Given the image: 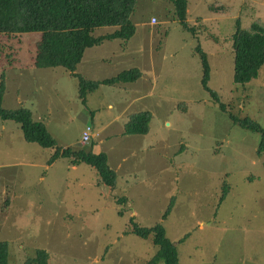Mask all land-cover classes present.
Segmentation results:
<instances>
[{
    "label": "rangeland",
    "instance_id": "1",
    "mask_svg": "<svg viewBox=\"0 0 264 264\" xmlns=\"http://www.w3.org/2000/svg\"><path fill=\"white\" fill-rule=\"evenodd\" d=\"M188 2L192 31L175 18L172 0H137L130 16L133 36L85 50L74 70L94 67L119 48L123 59L100 62L93 77L145 66L153 96L127 111L147 106L151 115L147 132L131 139L119 134L120 118L105 123L127 107L132 93L102 85L83 105L68 70L32 65L39 32L0 38L3 108H27L55 142H25L17 123L0 119V240L7 242V264H144L157 246L129 233L130 218L139 227L162 225L180 264H264V152L255 151L258 132L227 114L264 127V63L255 78L233 83L231 49L237 26L264 29V0ZM208 5H222L225 13ZM196 46L206 57V85L224 110L200 85ZM87 126L90 138L83 145ZM91 143L93 151L107 154L116 172L114 188L84 162L59 157L46 163L55 147L88 149Z\"/></svg>",
    "mask_w": 264,
    "mask_h": 264
},
{
    "label": "trees",
    "instance_id": "2",
    "mask_svg": "<svg viewBox=\"0 0 264 264\" xmlns=\"http://www.w3.org/2000/svg\"><path fill=\"white\" fill-rule=\"evenodd\" d=\"M136 1L0 0V38L12 37L19 33L39 32L40 37L35 42L34 67L59 66L68 70L77 80L78 97L84 103L87 93L95 90L100 84L134 82L140 76L137 69H130L114 77L89 80L74 72L85 49L99 46L105 39L128 40L134 34L135 24L130 16ZM188 1L172 0L175 18L184 29L192 31V27L186 21ZM207 9L211 12H222L224 7L208 5ZM102 26H116L117 28L111 33L91 35L93 28ZM231 49L233 54L232 82L245 84L257 76L258 70L264 63V29L255 23L251 25L250 30L240 29L237 26L231 35ZM1 50L0 46V54ZM196 51L199 54L202 71L200 85L224 110V103L219 101L217 95L206 85L208 80L206 57L200 48L197 47ZM4 92V73H1L0 119L17 123L25 142H34L41 147H53L55 142L45 126L40 121L33 120L27 108H3ZM227 114L233 123L258 132L259 139L255 151L256 153L264 152V127L248 117H237L232 112H227ZM149 118L150 113L146 110L130 113L125 122L124 131L127 134H145ZM92 145L91 143L88 149L55 147L46 159V163L50 164L59 157L70 158L73 165L84 162L96 170L102 184L114 188L116 173L108 165L107 154L105 152L95 153ZM224 192H226V186L223 187L222 193ZM221 198L220 196L219 200ZM121 199L118 198L117 202H121ZM171 205L172 200L163 213V218L169 213ZM129 233L143 239L149 238L151 243L157 246L155 254L144 264H180L177 249L173 242L165 237L162 225L139 227L130 218ZM184 238L185 236L182 239ZM7 253V242L0 240V264H7Z\"/></svg>",
    "mask_w": 264,
    "mask_h": 264
},
{
    "label": "crops",
    "instance_id": "3",
    "mask_svg": "<svg viewBox=\"0 0 264 264\" xmlns=\"http://www.w3.org/2000/svg\"><path fill=\"white\" fill-rule=\"evenodd\" d=\"M190 1V0H189ZM189 3V2H188ZM188 6V5H187ZM187 11H188V7H187ZM225 13V12H224ZM187 17V16H186ZM153 18V17H151ZM215 19V17L212 18V20ZM114 31V30H113ZM112 31V32H113ZM111 33V32H110ZM135 33V32H134ZM107 34V33H106ZM133 36V35H132ZM39 37H40V33H39ZM131 38V37H130ZM129 38V39H130ZM39 39V38H38ZM116 39V38H114ZM118 39V38H117ZM120 39V38H119ZM128 39V40H129ZM105 40H113V39H105ZM122 40V39H121ZM104 41V40H103ZM102 44V42H101ZM100 44V45H101ZM99 45V46H100ZM96 47V46H95ZM200 48V46H196L195 47V53L197 54V51H196V48ZM89 49V48H87ZM85 49V50H87ZM85 50L82 54V58L80 60V62L78 63L77 67L78 68L79 66H81L80 64H82L83 62V59H84V54H85ZM201 51V50H200ZM124 50L122 48H119L118 51L112 53L113 54V57H107V56H103L100 58H98L97 60V64L94 66V67H88L87 69H83L84 71H81L80 73H77L79 74L80 76H83L85 79H89V80H102V79H105L106 77H93L95 73H98L99 72V64L100 62H104V61H107V58H111V59H117V60H120V59H123V56H124ZM204 54V53H203ZM205 55V54H204ZM34 56H35V49H34ZM34 58V57H33ZM32 65H33V60H32ZM137 66H133L131 69H137L138 72L140 73V76L134 81V82H117V83H113V84H100L95 90L93 91H90L87 93L86 95V99H85V102H81L83 105H87L88 103V97L92 94H94L96 91H98L100 89V87L102 85H108V86H118L119 89H123L125 90L126 92H129V93H132V97L127 101V107H125L120 113L118 114H115V115H112V114H109V117L107 118L106 120V123H105V126L108 127L111 123H113L117 118H120L121 119V122L122 124L120 125L119 127V134L121 135V137L123 138H130L131 137H135L137 135H140V134H127V132L124 131V127H125V122L128 120V117L130 115V113L132 112H135V111H139V110H146L150 113V110L148 108H146L147 106H143L144 108H142L141 106L139 108L137 107H134V109H131L129 111H127L129 108H131V106L133 105H138L136 104L137 102H140L142 101L143 99L147 98V97H150V96H153V86H151V81L149 80V76L144 72V68L145 66L143 64H139V63H136ZM130 70V69H129ZM126 71V70H124ZM70 73V72H69ZM120 73V72H119ZM118 73V74H119ZM109 78V77H107ZM77 81V80H76ZM80 99V98H79ZM81 101V100H80ZM141 103V102H140ZM107 106L108 108H113V104L110 103V102H107ZM151 115V113H150ZM39 117L36 116V120H38ZM144 135V134H143ZM92 150H93V146H92ZM95 152V151H94ZM95 153H98L95 152ZM107 160H108V157H107ZM114 170V169H113ZM116 173V172H115ZM117 182V181H116ZM122 198V197H120ZM123 200V199H122ZM127 232V231H126Z\"/></svg>",
    "mask_w": 264,
    "mask_h": 264
},
{
    "label": "built area",
    "instance_id": "4",
    "mask_svg": "<svg viewBox=\"0 0 264 264\" xmlns=\"http://www.w3.org/2000/svg\"><path fill=\"white\" fill-rule=\"evenodd\" d=\"M151 23H156V19L153 17L151 18ZM90 138V132L88 130V126L86 127V129H83L82 131V135H81V139H80V143L81 144H87V142L89 141Z\"/></svg>",
    "mask_w": 264,
    "mask_h": 264
}]
</instances>
